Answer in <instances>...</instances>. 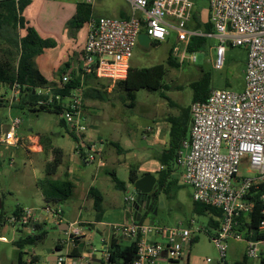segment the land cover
Segmentation results:
<instances>
[{"label": "built area", "instance_id": "1", "mask_svg": "<svg viewBox=\"0 0 264 264\" xmlns=\"http://www.w3.org/2000/svg\"><path fill=\"white\" fill-rule=\"evenodd\" d=\"M86 4L93 0H81ZM132 14L126 18L89 16L86 21V38L82 51L79 83L66 96L52 94L50 87L39 92L48 94L38 104L50 105L62 100L64 119L73 139V150L83 161L101 166L99 141L84 142L88 129L83 118V79L86 75L106 80L112 84L125 80L130 68V58L137 44V35L146 33L152 41H162L169 30L176 31L181 43L172 48V54L180 60L195 62L194 52L186 45L193 35H205L188 27L194 9V0H128ZM208 19L217 40L214 46L213 66L222 68L226 46H243L247 58L244 68L245 85L242 91L212 88L204 101L189 103L190 127L176 151L174 162L181 170L180 181L191 188V198L220 209L219 227L210 240L215 246L221 264L225 263L228 238L244 240V256L253 262L260 257L264 240H250L238 233L236 218L252 209V201L246 197L259 193L264 206V0H208ZM70 81L68 75L60 78L57 88ZM19 84L11 86L10 102L17 100ZM21 118L14 116L0 141L7 145L21 144L17 132ZM31 150L30 147H28ZM245 168V173L238 171ZM135 191H123V201L134 212ZM61 204L43 205L38 209L21 208L18 215L8 217L16 229L35 224L41 211L56 221L61 219ZM264 214V208H263ZM264 227V220L260 228ZM206 231L194 218L163 228L143 222L131 221L115 225L112 232L136 242V253L131 264H184L190 240ZM160 236L159 241L154 236ZM85 234L78 226H70L66 240L56 245L70 243L68 251L59 249L56 258L44 264H86L92 252L73 257L69 262L70 246H75ZM0 241H7L0 237ZM181 262V263H180ZM99 264H110L108 252Z\"/></svg>", "mask_w": 264, "mask_h": 264}, {"label": "crops", "instance_id": "2", "mask_svg": "<svg viewBox=\"0 0 264 264\" xmlns=\"http://www.w3.org/2000/svg\"><path fill=\"white\" fill-rule=\"evenodd\" d=\"M79 3H82V1L31 0V3L23 11V17L25 18L27 26L34 28L41 38H48L55 42L54 46L45 47L42 52L34 58L35 67L49 82V84H55L58 86L60 84V78L63 75H68L70 79L80 77L79 74L82 64V51L86 38L87 20L79 27L68 25L69 21L76 16ZM89 5L90 16H113L126 18L132 14L131 6L128 0H93ZM164 69V75H166L167 66H165ZM83 86V118L88 127L84 134V142L99 141V143H101L100 157L103 164L99 166L96 163L83 161L82 157L74 152L73 139L69 133L70 142L61 145L55 141L60 133L52 131L54 132L52 145L59 147L63 153L62 161L57 167L53 178L67 179L71 181L73 189L71 195L62 204L63 210L61 219L58 221L54 219L52 220V224L57 226L56 229L58 231L53 244L44 252H31L27 260H25L28 264L36 262L44 264L46 261L52 262L54 260L52 255L57 254L59 249L68 251L70 243L63 242L59 245V249H56L55 246L60 241L66 240V232L68 228L73 225L78 226L83 231L85 236L79 238L75 246H70L69 251L71 254L69 262H72L74 260L73 257L75 256L92 252L89 257L90 259L86 260V264L100 263L107 252V245L109 244L110 239L113 236L117 237V235H114L112 232L113 226L135 221L133 218V212H131L123 201V190L114 187L112 174L125 184L126 190L129 186L127 183L129 168H136L138 177L145 173H151L155 170L158 171L161 168V164L157 160V153L161 149L168 148V133L170 128L168 117L178 115L181 109V107H179L175 113L161 112V117H159L158 114L161 110V106L164 105V102L159 100L158 106L160 108L156 110L157 113L154 115L151 113V116L148 118L149 123L146 124L147 126L143 127L139 134L135 133L134 136L126 133L125 137L120 141L106 140L99 134L98 129L92 128V124L93 121H95V123L102 126L107 120L112 122L121 120L116 113H110V111H113L115 105H117V103H114L111 100V95L116 89H121V86H118L115 83L112 84L106 80L98 79L93 75H86L84 77ZM87 91L88 95H84V92ZM158 91H160L159 97L167 101L165 106H169L170 109L176 107V103L174 101L167 100L165 98L166 95L164 93V89ZM125 93V90L122 88L119 98H122V94ZM133 95H135L134 91ZM10 97L11 88L9 89V98ZM136 117L137 119H145L146 115L139 112ZM63 128L65 131L66 129L68 130L67 127ZM18 131L22 134L21 144H19L21 147L26 150H29L28 147H30L32 151L36 152L44 151L40 143V134L47 133L50 131L49 129H45L41 133L34 132L31 127L25 128L20 124ZM140 140L146 141L148 145L145 147L141 146L139 144ZM149 147L152 148L151 150L153 152L148 149ZM50 159L51 153L49 152L46 163L50 161ZM172 166L175 169L172 176L178 178L181 170L176 167L174 160ZM121 170H124V173L120 177L119 174H122ZM43 176L44 174L40 177H36L33 182L34 189L38 191L42 199V202L37 206L39 208L44 205V198L40 189L36 185V180ZM91 187L96 189L102 198V212L99 220L95 219L96 212L93 208V199L89 196V189ZM161 199L160 194L157 197V209L162 206ZM142 214L143 211L141 216ZM38 216L39 217L36 223H39L42 219L45 221L48 220V215H45L41 211ZM189 220L190 219H180L177 223H187ZM33 226L34 224L26 229L32 230ZM199 234L200 232L196 234L198 238ZM0 237L4 236L0 234ZM95 237L99 238V244L97 247L93 248L90 246ZM118 237L121 241H129L127 238H123L122 236ZM242 241L245 242L244 240ZM259 247L260 257L264 258V243H261ZM74 248H77L76 253L73 251ZM244 252L245 249L243 250L242 257H244ZM187 258L191 264H205L203 260H199L198 258H193L191 260L189 252ZM31 259L34 260L33 263H30ZM234 263L235 261L232 264ZM258 263L259 260L253 262V264Z\"/></svg>", "mask_w": 264, "mask_h": 264}, {"label": "rangeland", "instance_id": "3", "mask_svg": "<svg viewBox=\"0 0 264 264\" xmlns=\"http://www.w3.org/2000/svg\"><path fill=\"white\" fill-rule=\"evenodd\" d=\"M192 13H196L197 19L201 22L207 21L209 13L208 0H194ZM189 23L191 25L194 24L192 19ZM22 33L23 31L21 30L20 34ZM216 43L217 40L214 37L207 36L203 47L194 52L196 59L193 63L186 60L187 58L183 61L177 55L171 54L172 60L179 63L178 68L169 67L170 65L167 64L169 50L177 45H181L176 38L175 30L170 29L169 34L162 41H152L150 47L147 49L136 44L129 61L130 66L141 68L159 63L164 64V67L167 66L163 81L170 85L171 88L167 91L164 90V93L169 100L176 103V107L170 109L169 106H165L167 101L159 97L160 91H148L146 89L134 91L135 102L134 106L131 107L128 105L131 100L126 97V94H122V98H119L122 88H118L111 95V100L117 103V105H115L113 111H110V113H116L121 120L117 122L107 120L102 126L93 121L92 128L98 129L101 136L106 140L112 141L122 140L126 133L134 136L135 133L139 134L143 127L149 123L148 118L151 116V113L154 115L157 113L156 110L160 108L158 106L159 100L164 102L158 114L159 117H161V112L175 113L179 107L188 106L191 102L192 95L189 83L198 80L201 73H207L209 75L210 85L214 89H229L235 92L242 91L245 85L244 68L247 58L246 48L243 46H226L224 64L222 68L216 69L213 66L215 57L214 46ZM8 49L14 50L7 42L0 39V60L6 59L7 57H16V54L9 56L6 53ZM12 52L16 53L15 51ZM139 112L146 115V118L137 119L136 116ZM14 116L21 118L22 127H31L34 132L41 133L45 129L59 132L60 135L55 140L58 144L64 145L70 142L68 133L58 123L60 115L42 110L31 111L27 107H16L14 101H9V90L0 88V134L7 128L10 120ZM17 134L18 136H22L19 131ZM139 144L143 147L148 145L144 140H140ZM148 149L151 150L152 148L149 147ZM49 152L26 150L20 145H7L0 141V215H2L4 220V223L0 224V234L7 239L6 242H0V264H17L19 249L13 245L12 240L19 235L32 231L26 228L16 229L12 227L8 221V217L17 206L31 207L33 209L39 208L37 206L42 202V199L38 191L34 189L33 182L36 177L44 174ZM121 171L122 174H119L120 177L124 173V170ZM156 171L151 172L155 177L157 176ZM238 171L245 173V168L240 166ZM177 182L180 184V187L176 191L175 197L169 196V198H165L164 194L161 195L162 206L158 209L156 208L155 213L149 212L147 214L150 223L160 227H167L176 224L180 219H190L193 217L195 225L200 224L206 226L208 215H197L193 212L191 188L186 184H181L180 177L177 178ZM127 183L129 186L126 190L132 191L133 184L129 183L128 180ZM243 217L245 220H248L247 214L243 215ZM52 220V216L48 215V220L44 221L42 227L35 230L36 233H39L44 229L45 235L42 240L34 245H28L25 248L26 250L22 251L20 257L24 262L31 252H44L53 244L58 231L56 229L57 226L52 224ZM210 232L212 233L211 230ZM238 233L243 235L244 229H239ZM155 240H161L160 236L156 235ZM98 244L99 238L95 237L90 247H97ZM226 245V264H232L234 261L242 260V253L245 249L244 247H246L245 242L230 237L227 239ZM186 252L187 256L189 252L191 260L198 258L199 260H203L205 264H221L218 252L210 240L209 232H200L198 240L192 246H189ZM33 264L39 263L36 262ZM246 264H253V261L248 259Z\"/></svg>", "mask_w": 264, "mask_h": 264}, {"label": "trees", "instance_id": "4", "mask_svg": "<svg viewBox=\"0 0 264 264\" xmlns=\"http://www.w3.org/2000/svg\"><path fill=\"white\" fill-rule=\"evenodd\" d=\"M31 3V0H0V39L7 42L12 49L6 50V53L11 56L16 54L15 58H6L0 60V88L9 90L12 84H19V94L17 100H15V106L19 108L27 107L31 111H47L60 115L59 125L67 127L64 119L61 117V113L64 109L62 100H55L50 105L38 104L39 100H44L48 94L39 92L41 88L50 87L52 94L59 93L62 96H66L70 90L77 86L79 78L70 79L69 82L63 84L62 88H57L55 84H49L44 76L37 70L34 64V58L42 52L45 47H52L55 42L51 39H43L39 36L36 30L26 25L25 18L23 17L24 9ZM90 16V5L84 2L79 3L77 7L76 16L69 21L68 25L79 27ZM193 25L188 23V27L200 31L205 35H193L189 38L186 48L187 51L195 52L200 50L207 37L206 34L213 33V26L209 19L205 22H201L197 19L196 13H192ZM23 31L20 34V31ZM159 42V41H154ZM156 44V43H155ZM15 51L16 53H13ZM172 48L168 52L167 64L172 67H178L179 63L172 60ZM164 64H154L148 67L129 68L128 75L125 80L118 81L115 84L121 86L125 90L126 97L131 102L129 106L134 104L133 91L138 89H146L148 91L168 90L170 86L163 81L164 77ZM202 71V70H201ZM189 86L192 90V101H204L210 90V77L206 73H201L200 78L195 81H191ZM96 91V90H95ZM88 95V91L84 92V95ZM165 97V96H163ZM167 100L169 98L165 97ZM170 124L168 133V148L161 149L157 153V160L161 164V168L156 172V182L154 185V191L150 198V205L147 210H143V214L138 220L142 222L149 212H153L157 208L158 195H165V198L174 196L180 187L177 182V178L172 176L175 170L172 166L175 158L176 151L180 142L188 137V130L191 124L189 115V105L181 107L180 112L176 116L168 117ZM66 132L72 137L71 132L66 129ZM54 132L48 131L47 133L40 134V143L44 151H50L52 157L50 161L45 164L44 176L36 180V185L40 189L45 205L63 204L66 199L71 195L73 184L67 179H54L53 175L62 161V150L59 147L52 145V138ZM73 138V137H72ZM138 178L136 168H129L128 181L133 183ZM114 187L117 189L125 190V184L120 181L114 174H112ZM89 196L93 199V208L95 210V219L99 220L101 209V196L96 189H89ZM252 201V209L247 214V219L240 214L236 221L239 224V229H244V237L250 240H264V227L260 228V222L264 220L263 204L259 199V193L253 192L246 197ZM193 201V200H192ZM193 212L197 215H208L206 232H209V236L215 233L219 227V218L221 216L220 209L210 207L200 202L193 201ZM21 207L14 208L12 214L18 215ZM45 220H41L39 223H35L32 231L12 240L14 246L19 249V257L17 264H26L20 257L22 251L28 245H34L42 240L45 235V230H41L36 233L35 230L42 227ZM137 221V220H136ZM4 223L2 215H0V224ZM208 228V229H207ZM20 229V228H18ZM212 231V233L210 232ZM198 240V236L195 235L190 240V245ZM59 249V245L55 246ZM77 252V248L73 250ZM108 260L110 264H131L136 253V242L133 239L129 241H121L119 237L113 236L107 245ZM33 259L30 263H33ZM247 258L244 256L242 260L236 261L234 264H246ZM184 264H191L188 258ZM264 264V258L259 257V263Z\"/></svg>", "mask_w": 264, "mask_h": 264}, {"label": "water", "instance_id": "5", "mask_svg": "<svg viewBox=\"0 0 264 264\" xmlns=\"http://www.w3.org/2000/svg\"><path fill=\"white\" fill-rule=\"evenodd\" d=\"M137 44L141 46L144 49H147L150 47L151 39L149 36L144 33L140 32L137 35ZM11 87V85H10ZM7 128L0 134V137H3L5 132L7 131ZM156 182V177L151 173H145L142 176L138 177L132 184H133V190L136 194L135 199V210L133 212V218L135 221L139 220L141 217V213L143 210H147L150 205V196L153 194L154 191V185ZM1 207V202H0ZM153 212H156V209L153 210ZM144 224L148 225L150 224L149 217H146L143 221ZM123 238H127L130 240V238L122 236ZM57 254L52 255L53 259L56 258ZM181 263V262H180Z\"/></svg>", "mask_w": 264, "mask_h": 264}, {"label": "flooded vegetation", "instance_id": "6", "mask_svg": "<svg viewBox=\"0 0 264 264\" xmlns=\"http://www.w3.org/2000/svg\"><path fill=\"white\" fill-rule=\"evenodd\" d=\"M152 196V195H151ZM151 196H150V198H151Z\"/></svg>", "mask_w": 264, "mask_h": 264}]
</instances>
